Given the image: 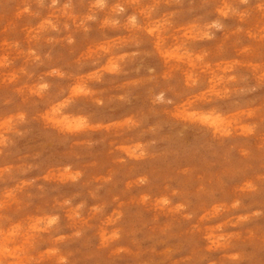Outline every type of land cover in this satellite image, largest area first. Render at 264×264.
<instances>
[{
    "label": "rangeland",
    "instance_id": "374dc122",
    "mask_svg": "<svg viewBox=\"0 0 264 264\" xmlns=\"http://www.w3.org/2000/svg\"><path fill=\"white\" fill-rule=\"evenodd\" d=\"M0 264H264V0H0Z\"/></svg>",
    "mask_w": 264,
    "mask_h": 264
}]
</instances>
